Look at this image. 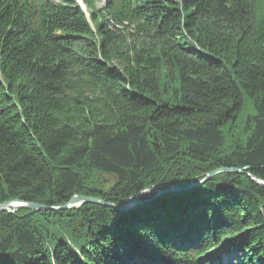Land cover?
Wrapping results in <instances>:
<instances>
[{
    "label": "trees",
    "instance_id": "obj_1",
    "mask_svg": "<svg viewBox=\"0 0 264 264\" xmlns=\"http://www.w3.org/2000/svg\"><path fill=\"white\" fill-rule=\"evenodd\" d=\"M85 1L0 0V204L226 170L0 212V264H264V0Z\"/></svg>",
    "mask_w": 264,
    "mask_h": 264
},
{
    "label": "water",
    "instance_id": "obj_2",
    "mask_svg": "<svg viewBox=\"0 0 264 264\" xmlns=\"http://www.w3.org/2000/svg\"><path fill=\"white\" fill-rule=\"evenodd\" d=\"M224 170H226V169L222 168V169H218V170H215V171L209 173L204 178V180H202V182H204L206 180H209L214 174H216L218 172H221V171H224ZM199 184H200V182L199 183H195V184H190V185H187L186 187H181V188L180 187H176V186H169L168 187L166 185H155L147 192H149V193L157 192V193H155V195L158 196L160 194L162 195V194H165V193L178 192V191H183L185 189H190V188H193L194 186L199 185ZM12 203L17 204L14 207V210H18V209H21V208L22 209H33V210H36V211L65 210V209H69V208H71L73 206L82 205L84 203H91V204H98V205H101V206H110V207L116 208L117 210L125 211L128 208H130L131 206L139 203V195H136L134 197H130V198L124 200L120 205H114L112 203H107V202H105L103 200H100L98 198H95V197L81 196V195L80 196L79 195L74 196L73 198H71V200H69L68 203H66V204H64L62 206H59V207L47 206V205H43V204H39V203H35V202H24V201H21V200H13V201H7V202H5L3 204H0V211H4L7 208V206L11 205Z\"/></svg>",
    "mask_w": 264,
    "mask_h": 264
},
{
    "label": "bare ground",
    "instance_id": "obj_3",
    "mask_svg": "<svg viewBox=\"0 0 264 264\" xmlns=\"http://www.w3.org/2000/svg\"><path fill=\"white\" fill-rule=\"evenodd\" d=\"M207 181V180H206ZM199 183V182H198ZM260 184H262L261 182H259ZM263 185V184H262ZM197 186H200V184L199 185H197ZM143 193H144V191H143ZM146 193V192H145ZM142 196L144 195V194H141ZM80 196V195H79ZM101 200V199H100ZM22 201V200H21ZM104 201V200H103ZM25 202V201H24ZM69 202V201H68ZM67 202V203H68ZM106 202V201H105ZM107 203H109V202H107ZM66 204V203H65ZM84 204H88V203H84ZM17 204H15V203H12L11 205H9V206H7V208L4 210V211H0V212H9V213H15L16 211H18V210H20V209H18V210H14V207L16 206ZM64 205V204H63ZM83 205V204H82ZM62 206V205H61ZM81 205H79V206H73V207H71V208H69V209H72V208H75V207H80ZM55 207H58V206H55ZM22 209V208H21ZM29 210H33V209H29ZM65 210H68V209H65ZM36 211V210H35ZM48 211H64V210H48ZM170 240H173V239H170ZM182 241V240H181ZM181 241L180 240H177V243H175L176 241L174 240V241H171V242H173L172 244L173 245H170V246H168L167 248H166V250H165V252L167 251V249H169V248H172V250H176V248H174L173 246H176V245H179V244H181ZM175 243V244H174ZM168 252H171V250H169ZM167 252V253H168ZM238 256V254L236 253V252H233V253H223V255H222V260H219V261H217L219 264H228L229 262H231L232 260L235 262L236 261V257ZM157 262H158V264H164V261H162V259L159 257L158 259H157ZM235 264V263H234Z\"/></svg>",
    "mask_w": 264,
    "mask_h": 264
},
{
    "label": "rangeland",
    "instance_id": "obj_4",
    "mask_svg": "<svg viewBox=\"0 0 264 264\" xmlns=\"http://www.w3.org/2000/svg\"><path fill=\"white\" fill-rule=\"evenodd\" d=\"M55 1H57V2H58V1H61V0H55ZM221 169H222V168H221ZM202 180H204V179H202ZM202 180H199V181H197V182H194V183H191V184H195V183H198V182H200V185H202V184L205 182V181H204V182H202ZM201 182H202V183H201ZM262 183H263V185H264V182H262ZM160 185H161V184H160ZM196 186H197V185H196ZM196 186H194V187H196ZM194 187H193V188H194ZM146 190H148V189H146ZM143 191H144V193H145V190H143ZM143 191H142V192H140L139 194H142V193H143ZM155 193H157V192H155ZM160 195H161V194H160ZM133 197H134V196H133ZM143 198H144V196H139V202H140V201H143V200H145V199H143ZM140 203H141V202H140ZM140 203H139V204H140ZM139 204H135V205H134V207H135V206H137V205H139ZM58 207H59V206H58ZM234 263H235V262L232 260V261H231V262H229L228 264H234Z\"/></svg>",
    "mask_w": 264,
    "mask_h": 264
}]
</instances>
